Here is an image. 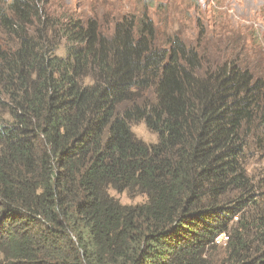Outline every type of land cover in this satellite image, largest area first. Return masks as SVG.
<instances>
[{
  "label": "trees",
  "instance_id": "obj_1",
  "mask_svg": "<svg viewBox=\"0 0 264 264\" xmlns=\"http://www.w3.org/2000/svg\"><path fill=\"white\" fill-rule=\"evenodd\" d=\"M49 5L0 0V264H264L263 76L148 16L106 35Z\"/></svg>",
  "mask_w": 264,
  "mask_h": 264
},
{
  "label": "rangeland",
  "instance_id": "obj_2",
  "mask_svg": "<svg viewBox=\"0 0 264 264\" xmlns=\"http://www.w3.org/2000/svg\"><path fill=\"white\" fill-rule=\"evenodd\" d=\"M48 1L55 16H72L84 22L96 19L106 35L111 34L114 25L124 17L148 16L156 26L162 44L171 36H179L204 56L206 64L237 60L264 78V0ZM137 103H152V97L146 94ZM129 107L130 104H124L120 111ZM254 129L250 136L252 146L247 151L248 170L256 194L264 196V151L258 147ZM132 131L148 145L158 141L144 123L133 125ZM109 193L123 205H137L146 200L144 196L114 190Z\"/></svg>",
  "mask_w": 264,
  "mask_h": 264
},
{
  "label": "built area",
  "instance_id": "obj_3",
  "mask_svg": "<svg viewBox=\"0 0 264 264\" xmlns=\"http://www.w3.org/2000/svg\"><path fill=\"white\" fill-rule=\"evenodd\" d=\"M225 240H226V237L222 235L220 238H218V244L224 243Z\"/></svg>",
  "mask_w": 264,
  "mask_h": 264
}]
</instances>
